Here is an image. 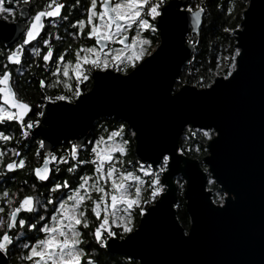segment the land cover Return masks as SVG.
Segmentation results:
<instances>
[{"label":"water","instance_id":"1","mask_svg":"<svg viewBox=\"0 0 264 264\" xmlns=\"http://www.w3.org/2000/svg\"><path fill=\"white\" fill-rule=\"evenodd\" d=\"M186 3L169 0L162 6L163 14L176 5L163 29L157 26L160 44L144 58L149 63L140 71L94 70L91 90L75 101H48L33 132L48 154L63 139L84 145L99 117H113L134 131L142 161L158 167V154L169 155L161 177L164 190L133 233L109 238L110 252L139 264H264V0H249L241 27L234 31L241 51L234 77L225 81L216 75L211 91L185 84L174 92L182 67L195 52L186 36L199 34L204 18L203 12L193 31L182 8ZM26 18L27 7L14 22L0 17V40L7 46L16 42L26 30ZM129 41L127 35L120 45ZM96 43L99 50L108 49V41ZM186 127L218 130L202 161L180 151ZM177 176L186 182L187 230L177 217ZM209 177L226 193L223 204L214 202ZM0 264H8L6 253H0Z\"/></svg>","mask_w":264,"mask_h":264},{"label":"snow or ice","instance_id":"2","mask_svg":"<svg viewBox=\"0 0 264 264\" xmlns=\"http://www.w3.org/2000/svg\"><path fill=\"white\" fill-rule=\"evenodd\" d=\"M76 4H80V0H75ZM164 0L153 2V0H87L84 7V18L76 19L70 22L73 29L69 32V36L80 37L86 35L88 39L99 41H116L117 37L123 40L129 29L135 28L136 35L131 36V44L125 45L123 49L114 52L110 57L102 50L95 47L78 48L72 55L75 57V67L72 69V74L76 77L75 89L71 95H56L55 101H69L75 97H80L81 82L89 79V73L93 70L105 72L108 69L127 74V69H135L140 71L148 60L143 58L151 53L147 52L146 46L150 44L148 39L141 36V33L147 31L155 32L157 26L163 29L165 25V17L168 15L169 9L176 7L175 4L169 5V8L160 11V6ZM64 10L71 11L68 4L59 2V0H46L45 5L35 11L26 27L23 34L21 44H16L15 48L10 49L4 55V63L0 64V127H5V131H0V142L11 141L13 137L6 134L7 127H12L13 124L18 126L21 138L28 136V130L31 129L39 121L28 119L32 110V105L23 99L16 91L13 85V74L10 66H20L23 64V56L30 49L34 54L39 55L43 64L47 66L50 61L56 63L57 67L52 72L55 76L63 68V74L68 76V63H63L65 54H55L50 41L47 38L41 40V32L45 30V22L49 21L53 27L56 26V20L63 19L68 21V16L64 14ZM11 5L4 6V0H0V13L7 15L13 14ZM231 12V9L228 10ZM184 12L188 14L190 23L193 26V31H196V26L202 23V13L204 8L196 5L186 7ZM183 17V13H177ZM159 18V19H158ZM150 19L156 23H150ZM240 25H237L239 28ZM225 32L230 29L225 28ZM41 43L45 46V50L41 52L38 48H31V43ZM193 41H189L192 45ZM27 46V47H25ZM83 51L86 55L81 56ZM241 56L240 49H236L232 55L224 56L223 60L227 63V71L223 76V80L228 81L234 77L239 67L237 57ZM143 61V63H141ZM139 65V66H138ZM219 67V64L217 65ZM41 89L52 87L51 84H46L45 80L38 81ZM201 88H213L212 83H200ZM65 88H69L67 83ZM44 100H51L52 97L44 96ZM37 116L43 115L41 112L36 113ZM207 127V126H205ZM218 130H213L208 127L207 130H202V136L206 140H210L212 136L217 134ZM124 126L107 133L105 136H98L94 141L89 142L87 150L90 153V158L80 159L79 152L85 148L83 144H72L69 142V147L64 149L67 157L64 155L45 154L43 164L31 170V175L35 180L42 182V186L47 188L49 193L45 203H39L32 195H24L16 201L15 207L9 200L7 191L0 194V198L8 205L6 213L7 219L0 218V253H5L10 246H15L10 230L15 227L27 229L28 233L35 230L37 233H42L41 238L34 239L31 243L21 241L20 247L24 249V254L21 257L22 261L27 264H96L83 247L85 244L84 236H90L95 244L103 248L109 238H114L116 232L113 228L119 229L121 236H126L133 233V211H139L140 216L146 215V209L141 204H148L154 200L163 190L158 173L165 172V166L168 165L169 155L160 153L157 156V161L162 158L163 165L153 172L151 164L145 165L136 161V171L143 173L146 176H151L147 199L141 197V185L144 183L140 175L134 174L132 171H125L122 167L124 161L118 159L126 154V146L129 141L126 139H117L123 137ZM135 135V133H131ZM43 147V143L40 145ZM211 146V145H209ZM17 157L20 156L14 148L9 149ZM4 156V152H0V158ZM50 163L57 165L56 168L50 167ZM132 161H128L132 165ZM60 165L67 166L64 171L66 173H75L73 179L75 183L70 185L69 179L53 180L52 173L61 171ZM83 165H89V174H81L78 168ZM120 165L121 167H118ZM25 160L10 161L3 165V171L14 173L17 169H23ZM165 177V182H167ZM48 184L51 186L48 187ZM133 189L132 192L129 190ZM61 190H67L65 194ZM60 192V195L53 197L52 193ZM92 193L97 194L93 198ZM12 195H15L14 193ZM223 198L221 203L223 204ZM51 205L49 209L47 206ZM38 208H44L51 213L52 223H44L47 219L45 215H41ZM4 209L0 208V213ZM28 213L32 214L28 219L19 218L20 215ZM89 216L95 218L90 231ZM188 234L185 233V236ZM131 238V237H129ZM29 240L33 238L29 235Z\"/></svg>","mask_w":264,"mask_h":264},{"label":"trees","instance_id":"3","mask_svg":"<svg viewBox=\"0 0 264 264\" xmlns=\"http://www.w3.org/2000/svg\"><path fill=\"white\" fill-rule=\"evenodd\" d=\"M155 1L157 3L159 2V0H154V2ZM248 4L249 0L187 1V7L193 6L194 9L196 5L203 7L204 18L199 36L191 34L187 36L189 41H193L192 44L194 45L195 52L192 59L182 67L180 75L174 84V92L179 90L185 84H190L201 88L199 86L201 82L204 84L212 83L217 74V71L221 67H224L222 74H226L227 63L223 60V57H230L232 53L236 49H238L236 46L237 40L234 31L238 29L237 25H240L241 27L243 14ZM4 6H8L7 1L6 3H4ZM229 8L231 9V12L228 11ZM81 12L82 9L77 10L73 18L79 17L81 15ZM12 16L13 15H8V18ZM68 27L69 26H67V30L65 29L66 27L64 29H60L63 39L66 38L65 45H67L70 40V38L68 37ZM225 28L230 29V31L225 32ZM134 34H136V29L134 30L133 35ZM140 35L144 38L149 39L151 45L158 46L160 44L161 38L158 30H156L154 33L151 31H147L146 34L141 33ZM63 39L56 43L55 54L59 52V47L64 43ZM10 49L11 48L9 46H7L3 41L0 40V64L4 63L3 57ZM44 50L45 49L41 50V52H43ZM69 52L71 53V51ZM65 63H68L70 65L68 76H64L62 67L61 71L53 76L52 72L55 70L57 65L50 66L48 64L47 66H45L40 59V56L34 54L29 49L23 56L22 65L10 66V70L13 74L12 82L16 91L21 97H23L24 100L28 101L33 106L28 119L40 122L42 115L37 116L36 113H43L46 103L50 101L44 100V96L52 97L51 100H54V97L56 95H71L69 89L74 91L76 80V77L72 74V69L75 67L74 55H70V57L65 58ZM218 64L219 67H217ZM132 70L133 69L129 68L126 71L127 73H129ZM41 79L45 80L46 84H51L52 87H45L41 89L38 84V81ZM65 83L69 85V88L64 87ZM92 86L93 78L89 73V79L87 81L81 82V93L90 91ZM76 98L77 97L73 98L71 101H75ZM36 125L37 124H35L31 129L28 130L27 137L21 138L18 126L13 124L12 127H7L6 130V134L11 135L13 139L11 141L0 142V152H4V156L0 158V171H3V165L7 164L10 161L18 160L19 158H23L25 160V166L23 169H17L14 173L5 172L4 175H0V194L7 191L10 194L9 200L12 202L13 207L15 206L16 201H18L24 195L34 196L36 198V201L39 203H45L48 199L49 193L47 191V188L42 186V182L35 180L34 176L31 175V170L35 167L40 166L44 162L43 157L45 155L44 148L40 146L42 143L41 136L36 135L33 132V129ZM120 125L124 126V135L123 137H118L117 139H126L129 141V143L126 146V154L124 157H119V154L114 155H116L118 159H122L124 161L122 167L125 171H132L134 172V174L140 175L141 180L144 181V183L141 185V197L143 199H147L149 184L152 177L137 172L136 161H140V163L145 165H148L149 163L142 161L138 157L136 152L135 135H131V133H134V131L132 130V128H130L129 124L123 120L115 119L113 117L101 116L94 122L92 131L87 138L90 140V142H92L98 136H105L107 133L118 128ZM5 127H0V131H5ZM202 130L204 129L191 127H186L184 129L179 139V147L180 151L185 156L202 161V159L208 155V145L210 140H206L203 138L201 134ZM69 142L73 143L75 141L72 139H63L56 146H54L51 154L57 156L64 155L67 157V153L64 151V149L69 147ZM88 144L86 143L85 148L79 152L78 157L80 159L90 158V153L87 150ZM13 148L17 152H19V157L9 151V149ZM129 160L133 162L132 165L128 164ZM162 165L163 161L158 167H153V172L155 173L157 168ZM201 165L204 170H207V167L203 163ZM117 166L121 167L120 165ZM56 167L57 165L52 163V168ZM59 167L61 169L59 173L55 171L52 173L53 180H62L67 178L69 179L70 185L76 182L73 179V177L76 175L75 173H66L64 169L67 166L65 165H60ZM89 168V165H83L78 168V171H81V174H89ZM166 168L167 166H165V169ZM158 175L161 178L162 173H158ZM175 180L178 187V202L176 204L177 217L180 224L187 230L190 226V216L187 213L186 200L184 195L186 182L185 179L181 176H177ZM50 186L51 185L48 184V187ZM208 188L213 191V200L216 204H220L221 198H223L224 200V198L226 197V193L221 190L220 186L215 181L208 182ZM61 191H63L65 194H68L67 190ZM129 191L132 192L133 189H130ZM13 193L15 195H12ZM59 195L60 192L52 193V196L54 198ZM92 195L93 198H95L97 194L92 193ZM158 198L159 195L150 203H142L141 206L147 209ZM47 207L50 209L51 205H48ZM0 208L4 209V212L0 213V218L6 220L8 205L2 198H0ZM141 217L142 216L139 215L138 209L133 211V230L140 223ZM113 230L116 232L115 237H118L120 239L125 237L121 236V232L119 229L113 228ZM29 234L35 235L37 234V232L33 231ZM92 245L96 247L94 242H92ZM94 253L96 254L97 260L101 261L103 264H139V261L137 259L113 253L107 249L97 248ZM18 254V252H16L15 254H10L11 264H19L16 261L20 257Z\"/></svg>","mask_w":264,"mask_h":264},{"label":"flooded vegetation","instance_id":"4","mask_svg":"<svg viewBox=\"0 0 264 264\" xmlns=\"http://www.w3.org/2000/svg\"><path fill=\"white\" fill-rule=\"evenodd\" d=\"M6 1L8 3V6L11 5L13 10H14L13 14H12L13 16L10 17L9 20H8L10 22H14V21H16L18 19L19 14H20V10H21L22 7H27V18L25 20V26L26 27H27V25L29 23V20H30L32 14L35 11L40 10L46 3V0H6ZM168 1L169 0H164L163 4L160 6V11H161L162 6L166 5L168 3ZM59 2H62V3L70 5V7L72 9L71 11L64 10V14L67 15L68 18H69L68 21H65L63 19H59L58 18L56 20V26L55 27H53L49 21H46L45 22V30L43 31V33L40 36V38H38L41 41L44 38L49 39L50 45L52 46L54 53L56 51V47H55L56 43H58L59 41H61V39H63V36L61 34V30L60 29H64L66 27L65 29L67 30V26H69L68 27V31L72 32L73 29L70 26V22H72V21H74L76 19L84 18V15H85L84 14V7L87 4V0H80V4L79 5L76 4L75 0H59ZM153 2H154V0H153ZM186 7L187 6L185 5L182 8H186ZM80 9H82L81 15L79 17H77V18H73L75 16V12L77 10H80ZM150 23H155V21H152L150 19ZM134 30H135V28L129 29L127 35H129V37L133 36ZM157 30H158V28H157ZM158 32H159V30H158ZM189 34L199 36L200 33L199 34H194L192 32H189L187 34V36ZM187 36H186V38H187V41L189 42ZM68 37L70 38L68 44L65 45L66 44V38H64L63 39L64 43L62 44V46L59 47V52L57 53V54L64 53L65 49L67 48L69 51H71V53L68 51V53L65 54V58L70 57V55H72V53H74L78 48L95 47V48H97L99 50V47L97 46V43H96L97 41L94 38L90 40V39L87 38L86 35H81L80 37H75L74 35L73 36H69L68 35ZM22 40H23V35L9 47L11 49L15 48V45L16 44H21ZM119 46H120V39H119V37H117L116 41H112V42L108 41V49L105 50L104 53L108 54L109 52H111L113 50L115 51V49H117ZM25 47H27V46H25ZM31 48H38L40 50H43V49H45V46L42 44V42L41 43H36L34 41V42L31 43ZM80 54H82L83 56L86 55V53H84L83 51H81ZM65 58H64L63 61L60 62L61 65L63 63H65ZM49 65L50 66H56V63L50 61ZM92 72L90 73L91 76H92ZM89 142H90V140L87 138L85 144L86 143L88 144ZM72 144H77V143L75 141ZM38 211L40 212L41 215H45L47 217V219H46V221L44 223H48V224L52 223V219L53 218L51 217V213L50 212H47L43 208H38ZM30 215L31 214L24 213V214L20 215L19 218L28 219V217ZM94 223H95V218L89 216V229L88 230H84V231H90ZM33 231H35V230H33ZM33 231H31V232H33ZM10 235H12V237H13V241L15 243V246L14 247L10 246L9 249L5 252L7 257H8V264H11V262H10L11 261L10 260V254H15L16 252H18L19 253L18 255L20 256L18 258V260H16L17 263H19V264H27V262L21 260V257L24 254V249H22L20 247L21 241H23L25 243H31V242L34 241V239L41 238L43 236V234L42 233H37L35 235H30L27 232L26 229H21L19 227H15L13 230H10ZM29 235L33 238V240H29L28 239ZM84 240H85V244L83 245V247L85 248L86 252L91 257L94 258L96 264H103L101 261L97 260V257H96V254L94 253V251L97 250V248L106 249L107 242H106V244H105V246L103 248H100L96 244H95L96 247L92 245V242H94V240H92V238L90 236H87V235L84 236Z\"/></svg>","mask_w":264,"mask_h":264},{"label":"rangeland","instance_id":"5","mask_svg":"<svg viewBox=\"0 0 264 264\" xmlns=\"http://www.w3.org/2000/svg\"><path fill=\"white\" fill-rule=\"evenodd\" d=\"M4 3H6V1H4ZM195 10V9H194ZM0 17L1 18H3V19H6V20H8L9 18H8V15L7 14H5V13H0ZM155 24V23H154ZM134 35H136V34H134ZM133 35V36H134ZM145 39H147V38H145ZM149 40V39H148ZM150 41V40H149ZM131 39H130V41H129V44H131ZM124 47L123 46H119L117 49H115V51L113 50V51H111V52H109L107 55L110 57L114 52H118V51H120L121 49H123ZM157 48V46L156 45H151V42H150V44L148 45V46H146V49H147V52L148 53H152L155 49ZM81 56H83L82 54H81ZM147 56V55H146ZM145 56V57H146ZM144 57V58H145ZM223 69H224V67H221L218 71H217V74L216 75H221V76H224L223 74H222V71H223ZM207 167V166H206ZM167 169V168H166ZM165 169V170H166ZM162 177V176H161ZM160 180H161V178H160ZM211 181H214L211 177H209V182H211ZM163 190H164V187H163ZM162 190V191H163ZM224 203V202H223ZM220 204H222V203H220Z\"/></svg>","mask_w":264,"mask_h":264}]
</instances>
